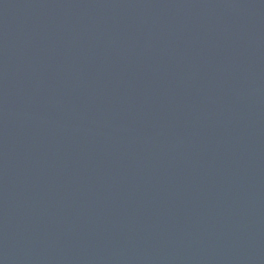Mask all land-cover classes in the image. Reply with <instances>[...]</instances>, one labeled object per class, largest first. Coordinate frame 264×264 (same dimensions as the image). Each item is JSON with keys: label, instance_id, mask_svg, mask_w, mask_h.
Returning <instances> with one entry per match:
<instances>
[{"label": "water", "instance_id": "obj_1", "mask_svg": "<svg viewBox=\"0 0 264 264\" xmlns=\"http://www.w3.org/2000/svg\"><path fill=\"white\" fill-rule=\"evenodd\" d=\"M0 264H264V0H0Z\"/></svg>", "mask_w": 264, "mask_h": 264}]
</instances>
